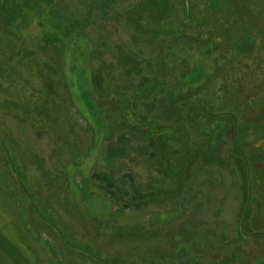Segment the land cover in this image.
<instances>
[{
  "label": "rangeland",
  "instance_id": "1",
  "mask_svg": "<svg viewBox=\"0 0 264 264\" xmlns=\"http://www.w3.org/2000/svg\"><path fill=\"white\" fill-rule=\"evenodd\" d=\"M0 264H264V0H0Z\"/></svg>",
  "mask_w": 264,
  "mask_h": 264
}]
</instances>
